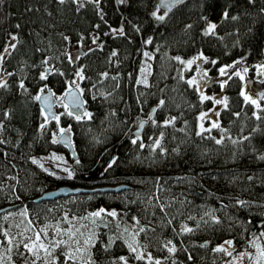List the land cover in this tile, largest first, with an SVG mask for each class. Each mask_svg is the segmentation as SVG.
<instances>
[{"label":"trees","instance_id":"16d2710c","mask_svg":"<svg viewBox=\"0 0 264 264\" xmlns=\"http://www.w3.org/2000/svg\"><path fill=\"white\" fill-rule=\"evenodd\" d=\"M156 1L0 0V82L7 85L0 88V208L13 206L0 213L2 264L25 262L23 245L17 249L16 244L32 236L34 231L24 232L29 220L34 230L56 223L67 229L65 215L76 226H86L84 237H76L81 247L95 233L88 249L94 264H122L120 257L128 264H225L230 256L215 252L216 247L231 240L234 254L264 231V111L244 100L242 81L230 74L213 87L227 97V108L222 105L215 120L220 128L197 135L199 115L209 100L201 102L196 86L186 83L191 71L174 59L202 53L211 72L241 61L249 76H256L255 66L264 64V0H183L163 21L152 16ZM210 23L216 28L205 34ZM144 53L151 57L147 86L137 83ZM45 69L47 79L41 80ZM77 84L83 90L81 113L91 116L77 120L66 109L59 115V125L71 129L72 159L52 142L58 124L45 120L34 97L41 88L54 97ZM258 102L264 108V100ZM140 121L145 124L133 144ZM157 139L160 146L153 151ZM216 139L223 142L216 144ZM55 151L72 163V179L49 175L50 170L32 163L33 157ZM118 184L128 189L32 202L60 185ZM25 208L27 217L18 214ZM101 208L118 215L102 214L96 224L82 219ZM184 225L193 231L184 232ZM140 227L146 229L137 237L144 260H136L125 243ZM50 231L49 239L59 238ZM173 245L176 251L169 253ZM63 251L56 250L57 264H64Z\"/></svg>","mask_w":264,"mask_h":264},{"label":"snow or ice","instance_id":"6c2138e0","mask_svg":"<svg viewBox=\"0 0 264 264\" xmlns=\"http://www.w3.org/2000/svg\"><path fill=\"white\" fill-rule=\"evenodd\" d=\"M89 2H94V0H89ZM118 3H124L125 0H117ZM60 3H64V0H60ZM183 3V0H160L159 5H157L155 11L152 12V16L159 21H163L165 19V17L167 16L168 12H170L172 10V8L177 5ZM161 7H163V9H165L164 14L160 15L158 13H160ZM228 14L227 12L224 13V17L227 18ZM233 19H235V17H233ZM190 27V25H189ZM216 28L215 24H209L208 25V32H206L205 34H210L212 31H214ZM120 35L124 34V30L123 28H120L118 30ZM13 40H16L17 38L15 36H12ZM65 39H67V37H65ZM95 43V40L93 41ZM147 43H151V40H148ZM7 48L5 49V51L7 52ZM117 53L113 52L112 55L115 56ZM144 55L148 58H151L149 56L148 53H144ZM3 57L0 56V60H2ZM175 60H177L179 63L184 64L187 68H190L191 65H193L197 60H201L204 63H208L209 60L208 58L204 57L203 54H199L195 57H193L192 59H189L187 61L183 60L181 57H175ZM212 64H215L216 61H210ZM241 63V61H236L235 64L230 65V66H225V67H221L219 69V73L221 76H224L227 74V70L229 67L231 68H235L236 64ZM197 67L199 68V65H197ZM257 68V75L264 77V64H260V65H256L255 66ZM82 71V70H81ZM145 69H141V72H144ZM248 71L247 68L243 69V72L246 73ZM49 72L48 69H45L44 72H42L40 74V79L41 80H46L47 79V73ZM237 77H239L241 80H244V75H242V73L240 71H237L234 73ZM106 75V74H105ZM208 75L207 72H203L201 78L203 79L204 77H206ZM81 78H83L81 76ZM73 84H75V81L72 82ZM137 83H144L147 86V81H137ZM187 84H189L190 86H196L197 90L199 91V83L196 81L195 78L189 79L186 81ZM225 82L221 83V88L224 87ZM6 83L4 82H0V88L2 87H6ZM21 88H24V84L21 82L20 84ZM46 87V86H45ZM77 91L80 92V94H83V90L79 89V85H76ZM26 90V89H25ZM41 93H43L44 89L41 88L40 89ZM55 95L54 93L49 92V96L44 98V102H45V108L50 109L51 105L48 103V101L51 99V96ZM241 95L244 97V100L250 104H252L258 111H264V108H261L258 99H253L252 97H250L248 94H246L244 91L241 92ZM65 97L68 98L69 104L71 105V109L72 110H68L69 109V104H65L64 107L67 111V114L69 116H74L75 119L79 120L81 119L82 115L83 116H91V113L88 112H80V109L83 108V102L80 100V97L78 95H76L75 93H73L71 86L69 87V89L64 93L63 97H58L57 99L59 100H63ZM201 102H203L204 100L207 99H212L214 103L216 104H223L225 108H227V97H224L222 100L221 99H216L215 97H207L204 96L203 93H201ZM34 99H36L37 101L41 100L42 97L41 95H37L34 97ZM259 100H264V92H260L259 93ZM164 104V101L161 100L160 101V105L162 106ZM42 114L45 112V109H42ZM205 115L206 114H201V116L199 117V119L201 121H203L205 119ZM216 115H219V113H216ZM238 115V114H237ZM254 116L257 120L261 119L260 115H257L256 113H254ZM53 119L56 120L57 124H59V116H53ZM48 119V115H45V120ZM174 122V118L173 120H166L164 122L163 126H168L169 124H172ZM153 123L155 124L156 122L153 121ZM0 127H2V125H0ZM44 125H41V128H43ZM140 127H143V122H141ZM212 128H220V124L219 122H213L210 128H204L203 124L200 125V131L197 132V135H201L203 132H211ZM221 131L223 132L224 130L221 129ZM71 132V129H65V128H60L59 129V137L57 138L54 135V138L52 140L53 143H58V142H63V143H67L68 141L66 140V135L68 133ZM163 138V134H161V139ZM139 139V134H136V138L132 139V143L136 144L137 140ZM244 139H248V137H244ZM3 141H0V143H2ZM223 141L222 139H216L215 143L216 144H221ZM234 144L236 143L235 140L232 141ZM160 146V139H157L154 141V145H153V151H155L156 148H158ZM163 149H161V152L163 153ZM51 159L54 160H61V157L55 156V154H53V156L51 157ZM260 159L264 160V156H261ZM32 163L34 164H39V166L41 168H43V164H40L39 161L33 159ZM77 163H79V161H77ZM115 163V160H113L110 164L109 167L112 166V164ZM45 171H48L47 169H44ZM64 171L67 172V178L68 179H72L73 178V173L68 170V169H63ZM49 175H55V173L53 172H48ZM58 179L60 177H57ZM19 198V197H17ZM238 203L241 206H244L247 202L245 201H238ZM163 210V209H162ZM21 216H25L27 217V209L25 208L24 211L18 213ZM102 214L103 216H110L112 218H116L117 217V212L116 211H107L103 208L95 211V212H91L89 213L87 216L83 217L82 219L84 220H90V222L92 224H96L98 219H102ZM206 215H209L206 213ZM213 221L215 223H220L219 219L216 217H212ZM64 222L67 223L69 225V227L67 229H63L60 225V223H56L55 225H50V224H46L44 227L40 228L39 231H35L34 229L31 228L32 225V221L29 220L28 221V227H25L24 232L27 231H34V235H35V239H33L32 237H25L24 239H27L29 242L28 243H24V240L22 239L19 243L16 244L17 249L20 248L21 244L23 245L24 248V252L21 253V257L25 260V264H29L27 256L32 257L30 264H38V262L42 261L43 264H57V258L55 256L56 250L57 249H67V251H63L62 255L65 257V261L64 264H68V262H71V264H77V261H81L82 264H94V261L92 260L91 256L88 254V249L90 247H93V238L95 236L94 232H90V234L84 238L83 240V247L80 246V240L77 239V234H79L81 237H84V233L81 232V228L86 227L85 225H80V226H76L75 224H73L72 220H69L68 216L65 215L63 218ZM136 224L139 225V221L136 220ZM49 229H52L53 231V235L54 237H59V238H52L49 239ZM182 230L186 233H190L193 231L192 228L187 227L186 225L182 226ZM125 232H129L128 228L124 229ZM146 229L143 227L139 228L138 232H134V233H130L131 236V240H125V243L127 244V247L129 249V251L131 253L134 254V258L136 260H144L145 259V253L138 251L139 248V242L137 240V237L139 236V234L141 232H145ZM41 233L43 234L44 239H41ZM4 237H8V232L5 231L3 232ZM21 236H23V233H21ZM67 237V239H63V237ZM259 237H264V231L260 232ZM259 237H254L253 239H251L248 243L249 246H252L255 248L257 256L256 259L254 261V264H261V260L264 259V246H261L257 241L259 240ZM44 240H47V243L44 242ZM111 240V238H110ZM114 242V241H112ZM7 243L8 245H12L13 240L12 239H7ZM169 244H171L172 242L169 241ZM225 244L228 245L227 248H225L222 245L216 247L214 249L215 252H222L225 253L226 255L231 256L232 252L230 251V249L233 248V241L228 240L224 242ZM73 245H75L74 249H73ZM201 247H207V244L201 245ZM107 250V249H106ZM8 251L11 252L12 248L9 247ZM169 253H175L176 248L173 245L172 247L168 248ZM25 253H27V256H25ZM41 253H43V256H41ZM245 255H248L249 259H252V256L248 253H242L240 256V259H243V257ZM85 257H87L85 259ZM147 259L149 261H152L153 258L151 257V255H147ZM119 260L122 262V264H128V260L126 257H120ZM0 264H2V261H0ZM154 264H161L160 260H155Z\"/></svg>","mask_w":264,"mask_h":264},{"label":"rangeland","instance_id":"374dc122","mask_svg":"<svg viewBox=\"0 0 264 264\" xmlns=\"http://www.w3.org/2000/svg\"><path fill=\"white\" fill-rule=\"evenodd\" d=\"M211 24H213V23H211ZM206 29H208V26H207ZM147 58L148 57H146V60L144 59V61L141 64V69L143 68V69H145V71L141 72V74L139 76V81H144L145 77L147 75V71H148ZM192 58H187V59H184V60L187 61V60L192 59ZM197 65H199V68L197 67ZM230 65H233V64L220 65V66H218L216 68L215 72H211V71L208 70V67H206V63H204L201 60H197L193 65L190 66V68H187L183 64L184 68H187V69H189V71H191L190 75L188 76V80L192 79V78H195L196 81L199 83L200 95H201V93H203L204 96L215 97L216 99H221L222 100L224 98L222 91L213 89L214 85L216 83L219 84V82L222 81L223 77H226V76H228L230 74H234L235 72L240 71L242 73V75H244V77H245L244 80H241L239 78L242 81V83H243L241 92L244 91L246 94H248L253 99H257V92H259L260 90L264 89V79L262 77H258V75L249 76V72H250L249 70L246 73H244L243 69L246 68V67L243 66V65H240V63L236 64L235 68L229 67L228 70H227V74L224 75V76H221L220 73H219V69L221 67L230 66ZM203 72H207L208 75L202 79L201 76H202ZM1 79L2 78H0V81H1ZM246 80H250L251 81V84H250L249 87L245 83ZM61 96H62V94L59 95V96H57V95L54 96V106H55L56 116H59L61 114V111H63V109H65L64 104L62 103V101L57 99L58 97H61ZM207 100H209V106L206 109H204L199 115V117H200L201 114H206L205 115V119L203 121L200 120V125L203 124L204 128H207V127L211 126L212 123L215 122L216 116H217L216 113L218 112V110L223 105V104L214 103L212 99H207ZM60 128H65V127H62V126H60L58 124V126H57V128L55 130L56 135L59 134V129ZM53 154H55V156L61 157L62 159L61 160L51 159ZM33 159L39 161L40 164H43V168L42 169H48V170H50L51 172H53L55 174H62V175L67 176L68 175L67 172L64 171L63 169H68V170L71 171L72 163L67 160V158H66V156L64 155L63 152H59V151L50 152V153L45 154L43 156L33 157L32 161H33ZM35 165L40 167L39 164H35ZM39 229H36L35 231H39ZM50 230L51 229H49V234H51ZM259 234H260V232L255 237H259ZM31 237L33 239H35L34 232L32 233ZM41 239L42 240L44 239L42 233H41ZM28 242L29 241H26L25 243H28ZM44 242H45V240H44ZM257 242L261 246H264V237H259V240ZM223 246L225 248L228 247V245L225 244V243L223 244ZM242 253L250 254L252 256V259H249L248 255H245L243 257V259H240V256H241ZM41 256H43V253H41ZM256 256H257V253H256L255 248L248 245V247H246V248H244V249L232 254L228 258V260L225 262V264H254ZM27 259H28V262L30 264L32 257L28 256ZM39 263L40 262H38V264ZM80 263L82 264V262H80ZM23 264H25V262ZM261 264H264V259L261 260Z\"/></svg>","mask_w":264,"mask_h":264},{"label":"water","instance_id":"95a60500","mask_svg":"<svg viewBox=\"0 0 264 264\" xmlns=\"http://www.w3.org/2000/svg\"><path fill=\"white\" fill-rule=\"evenodd\" d=\"M160 0L156 1V6L159 5ZM162 11H165V9H163V7H161ZM246 84L249 87L251 84L250 80H246ZM73 93H75L76 95H78L80 97V100L83 102L82 97L80 95V93L77 91L76 88L71 87ZM69 89V88H68ZM66 89L63 93L62 96H64V93L68 90ZM49 92H51L49 89L45 90L43 93H40L39 95H41L42 99L37 101L39 108L45 109V112L43 113L44 116L48 115V119H53L52 117L55 116V110H54V97L51 96V99L48 101V103L51 105L50 109L45 108V102H44V98L49 96ZM260 92H264V89L260 90L259 92H257V99L259 100V93ZM52 93V92H51ZM62 103L65 104H69L68 98L65 97L62 100ZM84 109V106L82 109H80V112H82ZM69 110L71 109V105L69 104ZM153 111V108L150 109V112L148 114V117L151 116ZM141 122H143V125L145 124V121H140L138 123L137 128L133 131V134H139L142 130V128L140 127ZM57 138L59 137V134L56 136ZM66 140L68 141L67 143H63V142H58L57 144H59L60 146L64 147L66 149V151L69 153L70 157L72 159H75L76 156L74 154L73 151V147L71 144V140L69 137V134L66 135ZM124 189H128V186L125 184H118V185H114V186H110V185H98V186H92V187H81V186H69V185H60L54 189H50L47 191H44L42 193H40L37 197H35L32 202L36 203V202H40V201H51L57 198H64L67 196H72V195H76V194H80V193H95V192H118ZM13 206H5L0 208V213L9 210L10 208H12Z\"/></svg>","mask_w":264,"mask_h":264}]
</instances>
